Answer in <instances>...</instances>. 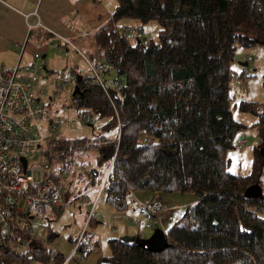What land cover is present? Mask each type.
<instances>
[{
    "label": "trees",
    "instance_id": "trees-1",
    "mask_svg": "<svg viewBox=\"0 0 264 264\" xmlns=\"http://www.w3.org/2000/svg\"><path fill=\"white\" fill-rule=\"evenodd\" d=\"M116 2L95 31L99 62L91 64L103 67L102 85L84 83L88 68L76 95L75 87L67 94L86 126L93 118L102 121L92 127L98 132L66 139L56 129L44 139L46 176L59 187L73 177L81 191L105 177L99 196L116 210H125L131 198L138 211L137 192L162 201L163 193L196 195L182 213H173L167 249L150 252L138 234L135 240L111 238L109 254L96 264H264V109L258 113L256 102L237 100L231 92L234 81L249 76L233 70L237 47H264V0ZM128 19L135 26L119 25ZM150 21L158 24L156 41L139 31ZM232 106L255 121L248 126L234 120ZM249 127L258 138L250 173H233L228 152ZM252 185L261 195H246ZM41 230L30 236L15 226L13 238L0 243V264H62L67 257L49 247L57 234L48 226ZM95 242L83 232L77 253L85 257Z\"/></svg>",
    "mask_w": 264,
    "mask_h": 264
},
{
    "label": "built area",
    "instance_id": "built-area-1",
    "mask_svg": "<svg viewBox=\"0 0 264 264\" xmlns=\"http://www.w3.org/2000/svg\"><path fill=\"white\" fill-rule=\"evenodd\" d=\"M2 3L4 0H0ZM62 40L74 48L71 41ZM16 48L23 50V46L16 45ZM246 60L251 62V57ZM88 68L84 83L97 82L102 85L100 71L103 67L88 63ZM44 70L36 63L22 65L19 60L13 68L0 70V243L13 238L17 225L30 236H36L37 231L31 229L29 218L43 219L48 205L62 207L64 204L61 187L46 176L44 168L47 161L42 142L51 138L57 129L50 119L53 96L43 100L46 95L41 83L46 78ZM76 83L77 74L68 68L59 75L53 88L54 94L61 92L71 95ZM40 121H49L47 135H43ZM246 144V140H242L238 146ZM105 180L104 177L97 185L98 194L105 187ZM135 200L139 213L151 218L152 225L166 234L164 222L172 217L176 207L159 200L158 196ZM128 219L137 223L135 217ZM81 241L82 234L67 260L77 253ZM13 243L17 244V241Z\"/></svg>",
    "mask_w": 264,
    "mask_h": 264
},
{
    "label": "rangeland",
    "instance_id": "rangeland-1",
    "mask_svg": "<svg viewBox=\"0 0 264 264\" xmlns=\"http://www.w3.org/2000/svg\"><path fill=\"white\" fill-rule=\"evenodd\" d=\"M119 25L135 26V22L131 19L122 20L119 22ZM139 31L144 39H152L156 41L158 24L156 21L141 24ZM260 50H263V53H261ZM235 56L236 61L232 65L233 69L237 70V73H240L245 69L249 76L247 75L248 77L245 78V81L232 83L231 92L235 95L237 100L256 102L258 104V113H260L264 109V47L259 45L249 48L238 46ZM247 57H251V62H247ZM33 63H36L41 67L44 66V60L42 59ZM244 64H247V66L244 67ZM46 71L47 69L44 70V73L47 75ZM57 71L55 73H57ZM55 73H48L49 76L47 80L43 78L45 81L42 82V85L46 90V95L43 100H48L49 96H53V101L50 103V119L55 125H57V132L66 139H78L82 136L91 138L98 132L97 129L95 131L92 130V127L98 128L102 121L93 118L91 126H86L83 121L77 117L76 112L69 105L68 95L63 93L54 94L53 85L56 83L55 79L58 77ZM232 113L234 120L245 123L248 126L255 121L253 115L242 113L237 107L234 108L232 106ZM39 124L42 127L41 131L43 135H47L50 126L49 121H40ZM242 140H246L247 144L243 147L237 146L239 141ZM257 141L258 138L256 136V131L251 127L242 130L236 135L234 140L236 148L231 149L227 155L230 158V163L228 165L229 171L239 174L250 173L254 156V146L257 144ZM53 165L55 168H59L61 164L54 163ZM65 179L67 178H63V180ZM71 179L74 178L72 177ZM75 180L72 181L77 182ZM73 185L74 184H72L70 188V192H72L71 194H67L68 187L70 186L64 184L61 186L62 192L66 195L67 202L63 204L58 212H56L54 207L48 205L43 219L29 218V221L37 231L39 230V232L42 231L41 228L43 225L46 229L48 226L51 232L57 234L52 238L49 247L53 252H59L63 254L64 257L73 250L77 238L83 234V232H85V239H87L89 243L95 244V240H97V253L101 256H107L109 254L108 239L112 238L111 236H114L115 233L118 232L116 227H114L116 224V217L114 218L113 215L114 212H109L108 208H110V206L105 201L104 194L100 196V200L96 206L95 203H92V199L87 203V199H83L80 192H78V186L74 185L73 187ZM163 195L164 201L169 206H172L173 203L177 202L178 206H176L175 210V213L177 214L182 213L185 206L196 198V195L193 193L174 192L163 193ZM129 199V202H131V198ZM19 204L21 203L19 202ZM91 215L93 216L91 217ZM138 215H141V218L143 216V223H140L139 227L137 226L140 229L139 234L141 236L149 237L155 229L152 225L151 218L140 213ZM174 221L175 215L164 222L163 228H169ZM79 254L80 253L78 252L76 257H78ZM85 260L86 258L83 257V261ZM92 260L93 257L90 260H87V264H92ZM73 261L76 262L77 260L73 259ZM49 264H55V262H50Z\"/></svg>",
    "mask_w": 264,
    "mask_h": 264
},
{
    "label": "crops",
    "instance_id": "crops-1",
    "mask_svg": "<svg viewBox=\"0 0 264 264\" xmlns=\"http://www.w3.org/2000/svg\"><path fill=\"white\" fill-rule=\"evenodd\" d=\"M116 4V0H4V3L0 4V70L13 68L18 60L22 65H29L42 59L43 67L47 69L46 80L48 72L58 70L55 74L59 76L58 74L67 68L73 69L80 76L85 75L88 63L99 62L95 31L110 19ZM62 39L71 41L74 48ZM16 45L23 46V50L16 48ZM260 52L263 53V50ZM234 71L237 74V70ZM70 183L78 186V192L81 191L79 182H66L64 185L70 186L67 194L72 193ZM84 191L80 192L81 197L87 199V203L92 199V203L97 206L100 200L97 189L89 188ZM62 194L65 203L66 195L63 192ZM136 195L140 199L151 197L149 192H137ZM193 201L195 199L191 202ZM172 206H178L177 202ZM110 208L109 212H114V218L116 217L114 227L118 230L112 238L140 235L138 227L143 223V216L141 218V215H138L132 200L125 210H116L111 206ZM128 217H135L137 223L130 222ZM97 248L98 246H94L90 249L84 257L85 261L81 254L78 257L73 255L67 260L72 253L70 251L62 264H87V260L92 257V264H96L102 257L97 253Z\"/></svg>",
    "mask_w": 264,
    "mask_h": 264
},
{
    "label": "water",
    "instance_id": "water-1",
    "mask_svg": "<svg viewBox=\"0 0 264 264\" xmlns=\"http://www.w3.org/2000/svg\"><path fill=\"white\" fill-rule=\"evenodd\" d=\"M244 67L247 66V64L243 65ZM82 79V76L77 77V81L80 82ZM78 88L75 87V90L72 94V96H75L77 93ZM261 155L264 156V148H261L260 150ZM24 161V160H23ZM246 195L247 196H259L261 195V188L258 185H252L246 189ZM123 237H129L131 240H135L134 235L130 236H123ZM138 243L145 247L150 252H160L167 249L170 245L168 242L165 233L160 228H155L153 233L146 238H138Z\"/></svg>",
    "mask_w": 264,
    "mask_h": 264
}]
</instances>
